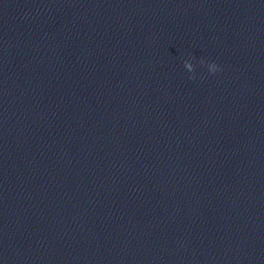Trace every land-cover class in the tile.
Masks as SVG:
<instances>
[{
    "label": "water",
    "instance_id": "95a60500",
    "mask_svg": "<svg viewBox=\"0 0 264 264\" xmlns=\"http://www.w3.org/2000/svg\"><path fill=\"white\" fill-rule=\"evenodd\" d=\"M0 264H264V0H0Z\"/></svg>",
    "mask_w": 264,
    "mask_h": 264
},
{
    "label": "clouds",
    "instance_id": "9594fccd",
    "mask_svg": "<svg viewBox=\"0 0 264 264\" xmlns=\"http://www.w3.org/2000/svg\"><path fill=\"white\" fill-rule=\"evenodd\" d=\"M201 64L205 63L203 59L200 61ZM184 67L189 71V72H194V65L189 63L188 61H184ZM209 72L212 74H215L217 71H222V69L219 68V66L213 62L208 65ZM190 79H195L194 76L190 77Z\"/></svg>",
    "mask_w": 264,
    "mask_h": 264
}]
</instances>
